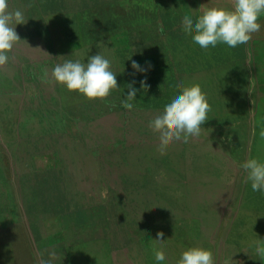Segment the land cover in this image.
<instances>
[{"label": "rangeland", "instance_id": "1", "mask_svg": "<svg viewBox=\"0 0 264 264\" xmlns=\"http://www.w3.org/2000/svg\"><path fill=\"white\" fill-rule=\"evenodd\" d=\"M8 4L27 22L0 67V264H178L190 247L210 250L216 264H264L255 251L264 191L241 167L264 162V15L247 44L205 50L183 17L231 0ZM97 54L117 79L103 100L41 80ZM193 84L206 93L208 120L198 138L161 155L149 123ZM129 85L132 111L121 106Z\"/></svg>", "mask_w": 264, "mask_h": 264}, {"label": "clouds", "instance_id": "2", "mask_svg": "<svg viewBox=\"0 0 264 264\" xmlns=\"http://www.w3.org/2000/svg\"><path fill=\"white\" fill-rule=\"evenodd\" d=\"M231 5V8L201 5L197 10L199 15L195 19L190 15L183 17L184 33L191 35L193 42L205 50L210 46H217L218 43H224L229 48L247 44L253 34L261 29L258 20L264 15V0H231ZM26 22L23 11L10 10L8 0H0V67L8 63V54L16 43L21 41L15 26ZM131 66L137 72L144 71L136 61H132ZM41 80L47 84L62 85L69 92H78L88 100H103L112 90L117 89L116 74L111 70V61L101 54L89 57L87 63L65 60L51 70L50 78L45 70ZM140 83L142 88H146L145 81ZM128 87L129 92L121 106L132 111V101L135 100L137 90L131 85ZM210 111L206 93L199 84L183 87L180 93L164 106L163 112L149 123L153 132L158 134L157 151L163 155L174 141L187 143L190 137L198 138ZM260 136L264 139V129L261 130ZM241 167L247 173L246 182H251L252 190L264 191V162L249 158ZM163 235V232H158L157 239L153 241L162 242ZM255 251L264 259V240L257 242ZM153 252L157 262L165 261L162 250L154 248ZM52 258L54 259V254ZM39 264H52V259H41ZM178 264H216V261L210 250L190 247L183 251Z\"/></svg>", "mask_w": 264, "mask_h": 264}, {"label": "bare ground", "instance_id": "3", "mask_svg": "<svg viewBox=\"0 0 264 264\" xmlns=\"http://www.w3.org/2000/svg\"><path fill=\"white\" fill-rule=\"evenodd\" d=\"M264 153V152H263ZM260 157V156H259Z\"/></svg>", "mask_w": 264, "mask_h": 264}]
</instances>
